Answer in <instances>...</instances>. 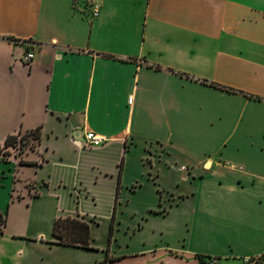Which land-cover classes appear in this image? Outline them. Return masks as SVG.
<instances>
[{
  "label": "crops",
  "instance_id": "1",
  "mask_svg": "<svg viewBox=\"0 0 264 264\" xmlns=\"http://www.w3.org/2000/svg\"><path fill=\"white\" fill-rule=\"evenodd\" d=\"M1 149L0 264H257L264 0H0Z\"/></svg>",
  "mask_w": 264,
  "mask_h": 264
},
{
  "label": "trees",
  "instance_id": "2",
  "mask_svg": "<svg viewBox=\"0 0 264 264\" xmlns=\"http://www.w3.org/2000/svg\"><path fill=\"white\" fill-rule=\"evenodd\" d=\"M26 136L31 139H39V129H33L26 133ZM17 140V135H9L6 137L3 147L14 146ZM112 226L110 227V232ZM53 235L59 239V242L68 245H74L78 247L90 248L89 247V228L84 222H80L76 219L70 218H58L53 226ZM202 258V257H201ZM204 258V257H203ZM208 264H216L212 261L211 257L207 258ZM257 264H264V252L259 256L256 261Z\"/></svg>",
  "mask_w": 264,
  "mask_h": 264
},
{
  "label": "built area",
  "instance_id": "3",
  "mask_svg": "<svg viewBox=\"0 0 264 264\" xmlns=\"http://www.w3.org/2000/svg\"><path fill=\"white\" fill-rule=\"evenodd\" d=\"M89 11H88V17L90 19L96 18L99 15L100 12V5L96 2H92L89 5ZM33 52L30 50H26L23 57L22 61L25 63H30L31 60L33 59ZM105 138L102 137L101 135H98L92 131H87L84 134V141L81 145L87 146V147H93V146H99L105 142ZM213 262H216V259H212ZM246 261H250V259H246Z\"/></svg>",
  "mask_w": 264,
  "mask_h": 264
},
{
  "label": "rangeland",
  "instance_id": "4",
  "mask_svg": "<svg viewBox=\"0 0 264 264\" xmlns=\"http://www.w3.org/2000/svg\"><path fill=\"white\" fill-rule=\"evenodd\" d=\"M23 139H30V140H32L31 139V137H29V136H26V134H24V135H17V140H16V142H15V144H14V146L13 147H20L21 145H23ZM32 144H34V142L32 143ZM5 147H3V150H6V149H4ZM2 151V149L0 150V152ZM7 151V150H6ZM6 151H4V153L6 152Z\"/></svg>",
  "mask_w": 264,
  "mask_h": 264
}]
</instances>
